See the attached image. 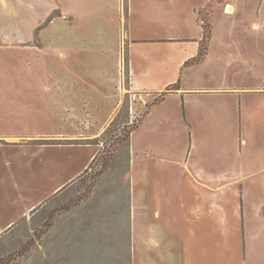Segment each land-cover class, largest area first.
I'll return each mask as SVG.
<instances>
[{"label":"crops","instance_id":"obj_1","mask_svg":"<svg viewBox=\"0 0 264 264\" xmlns=\"http://www.w3.org/2000/svg\"><path fill=\"white\" fill-rule=\"evenodd\" d=\"M127 98L129 155L143 123L153 140L128 169L132 257L264 264V0H0V239L89 170ZM185 137L237 145L184 159Z\"/></svg>","mask_w":264,"mask_h":264},{"label":"rangeland","instance_id":"obj_2","mask_svg":"<svg viewBox=\"0 0 264 264\" xmlns=\"http://www.w3.org/2000/svg\"><path fill=\"white\" fill-rule=\"evenodd\" d=\"M144 112L146 107L140 114ZM140 123L139 115L131 117L130 98H127L102 137L104 149L89 170L71 188L53 197L37 213L21 220L12 232L0 239V264H141V252L134 254L136 260H133L128 249L127 233L128 185L134 175L128 169L135 166L136 174L143 179L144 167L140 158L153 141L150 135H145L143 123L132 136L129 155V134ZM236 145L226 138L171 140V147L186 151L184 159H187L191 147L194 151L202 148L216 152L234 149ZM136 159L140 163L138 170V165L131 166ZM192 159L189 157V161ZM178 176L177 168L168 175L173 181ZM104 180L116 186H109L97 197V185ZM114 193L115 199L112 197ZM112 205L116 217L109 209ZM113 230L116 233H112Z\"/></svg>","mask_w":264,"mask_h":264},{"label":"trees","instance_id":"obj_3","mask_svg":"<svg viewBox=\"0 0 264 264\" xmlns=\"http://www.w3.org/2000/svg\"><path fill=\"white\" fill-rule=\"evenodd\" d=\"M204 30H205V32H204V39L202 40V43H201V51H200V53H199V56H198L197 58L193 59L192 62H199V61H202L203 58L205 57L206 53H207V45H208L209 36H210V25H209V23H205V24H204ZM170 89H171V88H170ZM172 89H173V88H172ZM165 94H166V93H164V94L161 96V98H162L163 96H165ZM161 98H160V99H161ZM160 99H157V100L155 101V103L158 102ZM139 125H140V124H138L137 126H135V127L132 128V130H131L129 136H130V135H131V134H132V133L138 128Z\"/></svg>","mask_w":264,"mask_h":264}]
</instances>
